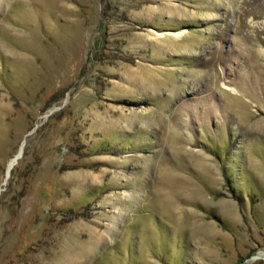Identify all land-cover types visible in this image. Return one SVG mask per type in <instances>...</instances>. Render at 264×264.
Returning <instances> with one entry per match:
<instances>
[{
  "label": "rangeland",
  "instance_id": "1",
  "mask_svg": "<svg viewBox=\"0 0 264 264\" xmlns=\"http://www.w3.org/2000/svg\"><path fill=\"white\" fill-rule=\"evenodd\" d=\"M261 253L264 0H0V264Z\"/></svg>",
  "mask_w": 264,
  "mask_h": 264
},
{
  "label": "bare ground",
  "instance_id": "2",
  "mask_svg": "<svg viewBox=\"0 0 264 264\" xmlns=\"http://www.w3.org/2000/svg\"><path fill=\"white\" fill-rule=\"evenodd\" d=\"M185 33V31H177V32H175L173 35L174 36H176V37H182L183 36V34ZM161 35H165V34H161ZM227 89H229V90H232L233 92L234 91H237L236 90V88L235 87H226ZM23 146V145H22ZM18 151H20V149L18 150ZM17 151V152H18ZM21 152V151H20ZM16 155L17 154H15L14 156H13V158L11 159V162L10 163H13L14 162V160H15V158H16ZM18 155H20V153L18 154ZM264 253H261V255H263ZM256 257V256H255ZM254 258V257H253Z\"/></svg>",
  "mask_w": 264,
  "mask_h": 264
},
{
  "label": "water",
  "instance_id": "3",
  "mask_svg": "<svg viewBox=\"0 0 264 264\" xmlns=\"http://www.w3.org/2000/svg\"><path fill=\"white\" fill-rule=\"evenodd\" d=\"M21 154V153H20Z\"/></svg>",
  "mask_w": 264,
  "mask_h": 264
}]
</instances>
